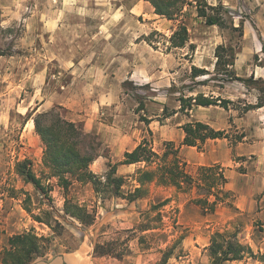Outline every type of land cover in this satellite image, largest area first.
Wrapping results in <instances>:
<instances>
[{
    "label": "rangeland",
    "instance_id": "rangeland-1",
    "mask_svg": "<svg viewBox=\"0 0 264 264\" xmlns=\"http://www.w3.org/2000/svg\"><path fill=\"white\" fill-rule=\"evenodd\" d=\"M234 1L229 10L234 26L238 27L243 21L242 36L226 29L215 32L202 20L191 16L192 12L186 8L184 23L195 44L191 51L188 45L183 49H166L164 37L171 34L175 23L155 16L153 8L144 0H0V53L3 54L0 56V252L9 236L31 228L38 235L53 237L52 249L46 258L37 259L33 264H154L161 257L159 250L172 245L179 237L182 240L167 264H210L206 247L211 236L215 232L234 231L240 242L249 245L254 254L258 256L264 252V227L259 220L240 214L233 205V197L220 204L213 214H204L192 202L195 191L176 192L173 187L154 184L148 185L145 199L132 203L120 198L101 199L91 184L75 181L64 192L55 178H47V170L42 164V144L35 132L29 130L27 122L31 119L25 122L37 103L50 98L73 105V116L68 114V117L77 120L78 110L89 108L91 101L107 90L112 92L115 102L101 106L103 114H99L98 119L110 122L114 114H121L122 119L123 112L130 113V120L118 122L119 125L126 123L123 127L133 139H151L153 149L161 152L168 141L179 147L183 133L175 125L188 115H195L192 109L188 115L177 112L170 120H165L162 117L164 107L167 112L179 109L177 99L181 95L188 97L202 93L221 98L229 94L232 104L229 105L231 128L228 135L234 148L244 142L243 137L239 140L245 130L264 126V113L244 112L246 105L256 103V87H262L264 83L247 86L238 81L226 82L227 78L217 75L190 78L191 66L203 68L199 53L205 54L206 70L213 72L217 37L218 43L221 41V44L235 48L237 66H234V72L237 77L247 79L251 76L250 70H257L254 78L264 80L262 67L256 65L260 61L264 63V0ZM151 33L154 34L149 44L145 38ZM201 42L207 43L202 47ZM255 55L258 62H254ZM133 69L148 73L150 80H131ZM73 76L77 78L75 91L78 93L61 90ZM99 78H103L100 84ZM206 79L208 82L204 86L195 84ZM125 81L131 83L123 87ZM138 97L144 108L137 114ZM21 108L24 114L19 112ZM60 112L65 115L66 111ZM140 115L153 122L139 121ZM89 134L99 144L97 153L110 159L106 144L98 135ZM24 159L31 162L36 176L42 178L45 194L37 192L16 174V162ZM232 159L251 160L236 156L234 150ZM106 163L99 158L90 169L102 176L107 171ZM235 169L243 172L244 168ZM187 170L191 175L196 173L193 165ZM117 174L131 176L134 173L120 170ZM128 189L126 186L124 191ZM24 193L30 196L27 204L33 214L47 210L51 213V222L56 220L63 226L64 232L60 236H52L46 225L35 222L26 213L22 208ZM65 197L85 206L95 217L93 225L85 227L66 216L63 212ZM164 198H170V202L161 209L163 231H156L154 236L150 232L127 231L137 228L140 214L151 203ZM70 234L73 239L82 241L75 251L65 253L66 246L76 243ZM139 237L144 239L140 245ZM128 239L130 253L121 260L91 256L95 241L118 240L120 243ZM122 249L121 245L117 247V251ZM71 254L76 255L73 256L74 263L69 261ZM225 264L264 263L259 258L245 257Z\"/></svg>",
    "mask_w": 264,
    "mask_h": 264
},
{
    "label": "trees",
    "instance_id": "trees-1",
    "mask_svg": "<svg viewBox=\"0 0 264 264\" xmlns=\"http://www.w3.org/2000/svg\"><path fill=\"white\" fill-rule=\"evenodd\" d=\"M153 8V13L166 20L175 21L180 19L174 30L166 38L167 50L180 49L188 45V49L193 51V44H189V34L182 18L185 15V8L193 6L196 10L197 18L201 19L206 26H216L221 30H231L239 32L242 36L243 21L238 27L233 24V17L230 10L224 6L220 0H144ZM150 36L145 38L149 44L152 43ZM264 50V45L262 46ZM236 50L233 46L217 45L214 49V69L213 72L191 66L190 78L195 80L207 77L208 75L221 76L227 78L226 82L238 81L245 85H256L264 83L261 78L255 79L252 74L245 79L237 77L234 72V62ZM3 54L0 53V56ZM258 56H254V62H258ZM256 64V63H255ZM264 67L260 61L256 64ZM208 79L195 82L198 86H204ZM125 81L122 86L130 84ZM194 89L190 88L189 92ZM258 91L257 101L254 104L246 105L244 112L264 107V86L256 87ZM138 106L135 113H139L144 108V103L138 97ZM180 107L177 110L167 112L163 109V118H168L177 112H188L194 107L218 106L225 110L232 104L228 99L205 96L197 93L191 96H180L177 99ZM64 110L56 106L47 112H40L33 115L27 114V118L33 122V129L42 144V164L47 170V178H55L57 185L64 192L68 190L73 181L81 184H91L94 193L101 199L120 198L129 203L145 199L148 195V185L154 184L164 188L173 187L176 192L195 191L192 202L198 206L204 214H213L217 207L226 200L233 197L231 191L225 188L227 178L223 169L219 165L198 166L195 175H191L186 170V163L179 157V147L171 141L165 142L161 152L153 149L151 139L145 137L140 140L137 146L130 152L123 155V160L119 163L107 162V171L99 176L90 169L91 164L99 157H105L97 153L99 144L95 137L86 133L82 123H75L66 119L60 111ZM65 111V110H64ZM32 117V118H31ZM139 121L149 124L150 119L140 115ZM183 140L181 145L195 147L202 150L207 140L229 138L227 132L215 130L209 125L199 121H189L181 126ZM149 135L151 132L148 130ZM243 137V135L240 137ZM107 158V157H105ZM143 164L135 170L131 176L117 174L118 164ZM16 174L25 183L31 184L33 188L41 193H46V187L42 185V178L37 177L33 171L30 161L24 159L15 164ZM130 178V181H129ZM129 186L125 192L124 188ZM25 199L22 201V208L37 223L46 225L53 233L52 236H60L64 232L63 226L56 220L51 222V213L47 210L40 214H33L30 206V196L24 193ZM170 202V198H164L149 205V208L142 212L141 221L137 228L127 230L130 233L138 231L140 233L150 232L154 236L156 231H163V215L161 209ZM63 212L66 216L76 220L80 225L88 227L93 225L95 217L85 206L74 203L65 197ZM175 224V223H174ZM73 239V235H69ZM75 240V239H73ZM143 237L138 238L139 245L143 243ZM182 237L176 239L172 245H166L160 249V259L154 264H167L172 257L175 247L180 243ZM82 239L75 240L71 246L65 247V253H71L77 249ZM129 239L118 243V240L98 242L95 241L91 256L94 258L111 257L121 260L130 253L127 246ZM53 237L38 235L32 228L27 231L9 236L0 252V264H33L37 259L45 258L52 249ZM123 246L121 251H117L118 246ZM210 264H225L231 261H240L245 257L259 258L264 263V252L260 255L254 254L251 247L243 244L237 237V232L220 233L215 232L206 247ZM56 253V248H54Z\"/></svg>",
    "mask_w": 264,
    "mask_h": 264
},
{
    "label": "crops",
    "instance_id": "crops-1",
    "mask_svg": "<svg viewBox=\"0 0 264 264\" xmlns=\"http://www.w3.org/2000/svg\"><path fill=\"white\" fill-rule=\"evenodd\" d=\"M221 3L226 6L228 9L233 8L235 1L234 0H220ZM147 3V2H146ZM213 4H216V1H213ZM192 12L191 16L195 19L196 10L193 6L187 7ZM186 12V8H185ZM157 16L156 14H154ZM159 17V16H158ZM161 18V17H160ZM164 19V18H163ZM199 20V18H197ZM166 20V19H164ZM201 20V19H200ZM167 22H174L175 25L173 26L172 30L175 29L177 24L180 22V19L171 21L166 20ZM184 23V18H182ZM185 24V23H184ZM186 25V24H185ZM206 26V25H205ZM187 27V26H186ZM209 29L218 30L219 28L216 26H206ZM188 34H189V44H194V41L190 37V30L187 27ZM214 47L218 44L217 37L215 39ZM201 46L203 47L207 42H201ZM200 46V45H197ZM183 49V48H180ZM215 49V48H214ZM199 59L203 63V68L208 69L205 67V54L199 53ZM213 57H214V50H213ZM215 63V58H214ZM214 63L212 67H214ZM237 59H235L234 66H237ZM262 74H264V67L260 68ZM258 73L257 70H250L249 75H254ZM260 76V75H259ZM264 78L263 75H261ZM101 77H104L102 74ZM131 80L135 82H141L142 80H150V75L148 73L143 74L139 70L134 69L131 71L130 74ZM203 78V77H202ZM103 78H99V83ZM148 82V81H146ZM77 78L76 76L71 78V81L66 85L62 86L61 90H67L68 93L71 91L76 92L75 89L77 88ZM78 90V89H77ZM222 99H228L231 101V96L227 94L226 96L221 97ZM115 99L113 98L112 92L107 90L101 91L94 101H91L89 104V108H80L78 111L79 113L76 115L78 118L73 119L68 117L73 116L71 110L73 109V105L65 104L60 100L54 101L52 98L41 101L36 104L35 107L31 109L33 115L40 112H46L47 110L51 109L53 106H60L62 107L65 112L66 119L72 122H80L83 125V129L86 133H94L100 137V139L106 144L107 148L110 149L109 158L99 156L92 164H94L99 158L106 160V162L111 163H119L123 160V155L126 152L132 151L137 144L140 142L141 138L133 139L130 132H126V128L123 127L126 125H119L118 122H128L130 120V113L123 112L122 119H120L121 114L113 115V118L110 122H102L98 119V115L103 114L101 111V106H109L110 104L114 103ZM56 104V105H55ZM118 107V106H117ZM195 115H188L185 119L178 122L175 126L182 131L181 126L189 121H199L205 123L212 127L215 130H222L225 132H229L231 128V107L228 106V109L225 110L218 106H209V107H194ZM24 109H19L21 114H24ZM192 112V110H190ZM264 113V107L250 110L248 113L258 114ZM106 112V111H105ZM104 112V113H105ZM211 113V115H209ZM176 113L175 115H177ZM128 116V117H126ZM171 118L173 116H170ZM165 118V120H170L169 118ZM150 122H153L150 119ZM234 124L235 121H233ZM29 125V130L33 131V122L29 120L27 122ZM183 133V131H182ZM184 136V134H183ZM183 136L181 137V141H179V157L186 163V170L190 165L195 166H209V165H219L223 171L224 175L227 178V184L225 188L231 191L233 195V205L239 211L240 214L251 216L257 220H259L264 227V126L255 127L252 130L248 129L245 130V134L243 136L244 142H239L234 148L229 143V138H222V139H213L207 140L202 150H197L195 147H189L181 145ZM235 151L236 156L238 157H246L251 160H239L235 161L232 159V152ZM253 157V158H252ZM91 164V165H92ZM143 164H118L117 171H123L127 173H134L135 168L142 167ZM242 166L243 172H238L235 167ZM188 171V170H187ZM73 254V253H72ZM70 255V262L74 263L73 256ZM78 256V255H77ZM46 258V257H45ZM44 259V258H41ZM95 259V258H94Z\"/></svg>",
    "mask_w": 264,
    "mask_h": 264
}]
</instances>
